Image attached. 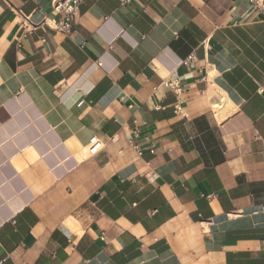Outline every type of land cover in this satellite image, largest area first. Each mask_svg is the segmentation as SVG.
<instances>
[{
    "label": "crops",
    "instance_id": "crops-1",
    "mask_svg": "<svg viewBox=\"0 0 264 264\" xmlns=\"http://www.w3.org/2000/svg\"><path fill=\"white\" fill-rule=\"evenodd\" d=\"M53 2L0 0V264H264V12Z\"/></svg>",
    "mask_w": 264,
    "mask_h": 264
},
{
    "label": "built area",
    "instance_id": "built-area-1",
    "mask_svg": "<svg viewBox=\"0 0 264 264\" xmlns=\"http://www.w3.org/2000/svg\"><path fill=\"white\" fill-rule=\"evenodd\" d=\"M247 1L252 8L264 12V0ZM79 5L80 0H54L52 3V10L56 14L60 15V18L53 21V28L64 35L70 34L72 24L78 15ZM195 61V55L190 54L185 60H183L182 65L187 68H193ZM97 66H100V63L97 62ZM163 85L176 94L181 92L180 81L177 78H171L164 81ZM176 112H178V110H176ZM89 145V154H96L100 147L96 139L91 138Z\"/></svg>",
    "mask_w": 264,
    "mask_h": 264
}]
</instances>
